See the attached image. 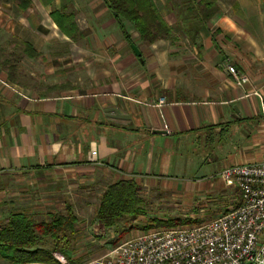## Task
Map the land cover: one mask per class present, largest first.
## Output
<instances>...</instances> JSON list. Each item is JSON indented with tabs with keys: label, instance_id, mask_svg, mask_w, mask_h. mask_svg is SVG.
<instances>
[{
	"label": "rangeland",
	"instance_id": "374dc122",
	"mask_svg": "<svg viewBox=\"0 0 264 264\" xmlns=\"http://www.w3.org/2000/svg\"><path fill=\"white\" fill-rule=\"evenodd\" d=\"M152 1L172 30L171 39L156 46L141 43L132 24L113 16L102 0H31L26 10L11 0H0V76L7 80L8 68L2 64L10 61L14 85L29 96L81 94L101 90L109 83L120 84L118 91L136 84L137 91L151 85L154 92L164 81L191 87L197 78L199 85L203 83L205 76L194 72L207 65L205 60L192 57L193 39L199 42L222 35L242 37L248 42L238 44L240 51L235 44H227V53L245 62L255 58L264 65V0H219L216 11L203 26L189 30L178 18L177 0ZM55 11L72 18L80 33L75 39L65 37L54 25L50 13ZM222 21L225 30L216 32ZM121 27L129 40L123 37ZM20 41L30 45L29 55L22 45H16ZM130 43L140 50L142 63L132 53ZM14 54L17 59L12 58ZM259 67L257 64L254 69ZM97 174L100 182L86 177L75 182L79 187L64 179L55 195H47L44 188L34 193L36 189L29 185L32 176L8 175L0 187V228L13 214L40 223L48 221L52 214H66L69 210L77 218L73 239L54 242L44 238L38 247L52 251L58 264H99L113 248L147 231L199 225L234 209L239 202L238 192L225 187L221 180L211 179L213 188L198 184L192 193H174L147 182L145 187L139 186L137 193L140 214L125 215L106 228L96 220V212L108 183L102 173ZM192 181L183 178L179 182L198 183ZM7 255L0 251V264H9Z\"/></svg>",
	"mask_w": 264,
	"mask_h": 264
},
{
	"label": "crops",
	"instance_id": "0c3cea01",
	"mask_svg": "<svg viewBox=\"0 0 264 264\" xmlns=\"http://www.w3.org/2000/svg\"><path fill=\"white\" fill-rule=\"evenodd\" d=\"M221 24L216 32L225 30ZM193 40L192 57L207 65L194 72L205 81L191 87L164 81L154 92L136 84L118 91L120 84L109 83L81 94L29 96L0 76V187L8 175H28L34 193L55 195L64 179L71 186L86 177L96 183L100 172L108 185L151 182L192 193L198 184L213 188L211 179L226 167L263 162V63L225 51L231 43L240 51L248 43L242 37ZM230 63L246 84L227 72ZM109 109L125 118H112Z\"/></svg>",
	"mask_w": 264,
	"mask_h": 264
},
{
	"label": "built area",
	"instance_id": "2783aa9c",
	"mask_svg": "<svg viewBox=\"0 0 264 264\" xmlns=\"http://www.w3.org/2000/svg\"><path fill=\"white\" fill-rule=\"evenodd\" d=\"M226 69L238 85L248 82ZM218 178L238 192L237 207L199 225L147 231L99 264H264V161L226 167Z\"/></svg>",
	"mask_w": 264,
	"mask_h": 264
},
{
	"label": "trees",
	"instance_id": "16d2710c",
	"mask_svg": "<svg viewBox=\"0 0 264 264\" xmlns=\"http://www.w3.org/2000/svg\"><path fill=\"white\" fill-rule=\"evenodd\" d=\"M11 1L21 10L31 7V0ZM102 1L113 16L132 24L141 43L151 46L158 41L171 39L172 30L159 14L152 0ZM177 1L179 3L178 18L189 30L192 27L203 26L204 21L216 11L219 0ZM50 17L65 37L75 39L80 34L69 16L55 11L50 13ZM121 31L123 37L129 40L123 27H121ZM17 44L25 48L23 50L25 54H30L31 47L29 44L21 41ZM12 58L17 59L15 54L12 55ZM9 63L10 61L2 65L8 68L6 69L8 71L7 81L15 84V73ZM139 190L140 187L130 181L110 183L100 197L96 220L107 228L113 226L125 215H139L141 203L137 196ZM3 223L0 228V251L9 253L5 257L9 264H58L52 255V251L45 247H38V244L42 243L44 238H50L54 242L57 239L70 242L73 239L71 237L75 234L77 218L68 210L66 214L50 215L46 222L34 223L28 216L13 214L6 218ZM57 246L55 244V247Z\"/></svg>",
	"mask_w": 264,
	"mask_h": 264
},
{
	"label": "water",
	"instance_id": "95a60500",
	"mask_svg": "<svg viewBox=\"0 0 264 264\" xmlns=\"http://www.w3.org/2000/svg\"><path fill=\"white\" fill-rule=\"evenodd\" d=\"M130 49H131L132 53L134 54V56L139 60V62L142 63L143 59L141 58V52L138 49V47L136 45H134L133 43H131ZM107 112L112 114V115H110L112 118H115V119H124L125 118V116L120 115L116 109H109V110H107ZM126 118H128V117H126Z\"/></svg>",
	"mask_w": 264,
	"mask_h": 264
}]
</instances>
